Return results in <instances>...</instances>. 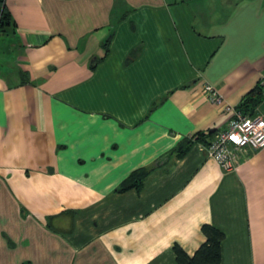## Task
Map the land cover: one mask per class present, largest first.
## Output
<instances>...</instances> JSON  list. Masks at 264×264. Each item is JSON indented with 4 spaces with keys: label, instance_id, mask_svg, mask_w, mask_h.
Here are the masks:
<instances>
[{
    "label": "crops",
    "instance_id": "0c3cea01",
    "mask_svg": "<svg viewBox=\"0 0 264 264\" xmlns=\"http://www.w3.org/2000/svg\"><path fill=\"white\" fill-rule=\"evenodd\" d=\"M5 1L0 264H179L206 223L264 264V148L226 170L190 139L229 117L206 83L264 114V0Z\"/></svg>",
    "mask_w": 264,
    "mask_h": 264
},
{
    "label": "built area",
    "instance_id": "2783aa9c",
    "mask_svg": "<svg viewBox=\"0 0 264 264\" xmlns=\"http://www.w3.org/2000/svg\"><path fill=\"white\" fill-rule=\"evenodd\" d=\"M204 93L220 105L229 117L225 126L217 130L208 143H201L200 147L224 169L234 170L241 160L240 154H245L248 149L264 148V114H245L237 105L227 102L210 83L205 84Z\"/></svg>",
    "mask_w": 264,
    "mask_h": 264
},
{
    "label": "trees",
    "instance_id": "16d2710c",
    "mask_svg": "<svg viewBox=\"0 0 264 264\" xmlns=\"http://www.w3.org/2000/svg\"><path fill=\"white\" fill-rule=\"evenodd\" d=\"M14 22L11 15L6 12V1L0 0V32L8 33L14 27ZM259 89L257 94H260ZM259 102V97H252L250 94L247 96L245 102L240 103L237 107L243 111L245 114L253 115L256 113L251 105H256ZM216 132V131H215ZM215 132H210V135L215 134ZM191 141L206 142L205 133H196L190 137ZM183 152L179 154L182 156ZM149 169L142 168L134 171L121 185L120 191H125L130 188H136L141 190L145 185V178L148 175ZM202 232L205 235V241L200 245V247L193 253L189 254L183 247L176 244L174 246V251L176 254V260L179 264H221L222 254H221V244L225 238L223 231L215 227L211 223H206L202 226ZM31 264V263H27Z\"/></svg>",
    "mask_w": 264,
    "mask_h": 264
}]
</instances>
